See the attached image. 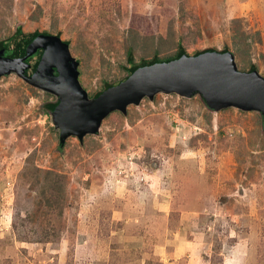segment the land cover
Masks as SVG:
<instances>
[{
    "label": "rangeland",
    "instance_id": "1",
    "mask_svg": "<svg viewBox=\"0 0 264 264\" xmlns=\"http://www.w3.org/2000/svg\"><path fill=\"white\" fill-rule=\"evenodd\" d=\"M37 33L69 46L90 98L125 82L131 57L181 49L231 54L264 79V0H0L4 58ZM59 104L0 78V264H264L260 112L158 92L62 145Z\"/></svg>",
    "mask_w": 264,
    "mask_h": 264
},
{
    "label": "water",
    "instance_id": "2",
    "mask_svg": "<svg viewBox=\"0 0 264 264\" xmlns=\"http://www.w3.org/2000/svg\"><path fill=\"white\" fill-rule=\"evenodd\" d=\"M50 46L59 51L48 57L34 81L29 79L27 60L40 49L46 51ZM54 68H57L58 76L53 74ZM77 69L78 63L72 58L69 46L53 35H38L24 57L6 59L0 54V78L15 72L59 97L55 125L60 130L62 145L69 137L83 141L87 135L96 134L111 113H126L129 105L138 104L158 92L184 96L202 94L217 110L237 107L258 111L264 118V79L256 71L238 70L231 54L182 56L178 60L142 67L125 82L96 98H90L81 87ZM44 70L48 72L46 75H43Z\"/></svg>",
    "mask_w": 264,
    "mask_h": 264
},
{
    "label": "trees",
    "instance_id": "3",
    "mask_svg": "<svg viewBox=\"0 0 264 264\" xmlns=\"http://www.w3.org/2000/svg\"><path fill=\"white\" fill-rule=\"evenodd\" d=\"M42 34H44V35H49V34H47V33H42ZM18 35L19 36H22V33H21V31H19V33H18ZM38 35H40L39 33H37L36 35L35 34H33V35H28V39L26 40H24L23 42H22V44H20V46H19V48H15L14 50H9L8 51V56L9 57H11V58H13V59H16V58H21V57H24L25 55H26V50H27V48H28V46L33 42V40L38 36ZM21 48V49H20ZM43 49H40L33 57H30L28 60H27V63H29V61L32 59V58H34V57H39L40 56V54L43 52L42 51ZM183 52V50L181 49L178 53H177V55L174 57V58H172V59H169V60H165V61H159V60H153V61H151V62H144V63H142V64H140V65H136V64H134L135 62H134V59L132 58H130L129 59V61H130V63H129V65H132L133 67L131 68V69H129L130 70V72H131V74L129 75V76H132L138 69H140V68H142V67H146V66H152V65H154V64H156V63H158V62H161V63H164V62H170V61H174V60H178V59H180L183 55H184V53H182ZM255 66H253L251 69H250V72H253V71H255ZM125 80H127V79H125ZM55 108V107H54Z\"/></svg>",
    "mask_w": 264,
    "mask_h": 264
},
{
    "label": "flooded vegetation",
    "instance_id": "4",
    "mask_svg": "<svg viewBox=\"0 0 264 264\" xmlns=\"http://www.w3.org/2000/svg\"><path fill=\"white\" fill-rule=\"evenodd\" d=\"M42 51H43V50H42ZM34 55H35V54H34ZM34 55H33V56H34ZM33 56H32V57H33ZM30 61H31V60H30ZM30 61H29V63H28L29 67H30Z\"/></svg>",
    "mask_w": 264,
    "mask_h": 264
}]
</instances>
